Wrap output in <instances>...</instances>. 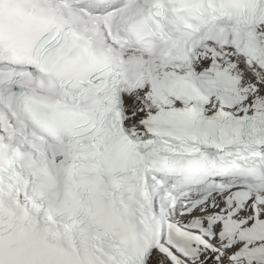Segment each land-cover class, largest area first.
<instances>
[{
  "label": "snow or ice",
  "instance_id": "1",
  "mask_svg": "<svg viewBox=\"0 0 264 264\" xmlns=\"http://www.w3.org/2000/svg\"><path fill=\"white\" fill-rule=\"evenodd\" d=\"M0 264H264V0H0Z\"/></svg>",
  "mask_w": 264,
  "mask_h": 264
}]
</instances>
